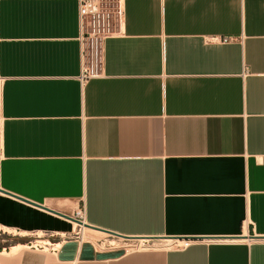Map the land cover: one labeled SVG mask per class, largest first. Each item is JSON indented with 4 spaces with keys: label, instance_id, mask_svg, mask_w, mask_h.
<instances>
[{
    "label": "crops",
    "instance_id": "1",
    "mask_svg": "<svg viewBox=\"0 0 264 264\" xmlns=\"http://www.w3.org/2000/svg\"><path fill=\"white\" fill-rule=\"evenodd\" d=\"M106 1L0 0V264H264V0Z\"/></svg>",
    "mask_w": 264,
    "mask_h": 264
},
{
    "label": "built area",
    "instance_id": "2",
    "mask_svg": "<svg viewBox=\"0 0 264 264\" xmlns=\"http://www.w3.org/2000/svg\"><path fill=\"white\" fill-rule=\"evenodd\" d=\"M79 14L81 20L82 37L81 42L85 45L92 43L95 44V39H101L113 34V29L110 24V19L113 15L120 17V9L118 2L106 1V0H79ZM104 25V29L101 30V25ZM227 41V40H224ZM84 58V50H83ZM83 74L81 79L84 81L90 76L94 75V72L83 63ZM2 95V80L0 79V99ZM74 223L78 226L86 225V216L84 206L78 209L72 217ZM84 227V226H82ZM190 242H181L176 245L177 249H186Z\"/></svg>",
    "mask_w": 264,
    "mask_h": 264
},
{
    "label": "rangeland",
    "instance_id": "3",
    "mask_svg": "<svg viewBox=\"0 0 264 264\" xmlns=\"http://www.w3.org/2000/svg\"><path fill=\"white\" fill-rule=\"evenodd\" d=\"M118 22H119V17L117 16V15H113L112 17H111V19H110V24H111V27H112V29L114 30L115 29V26L118 24ZM106 27V26H105ZM104 25H103V23H102V25H101V27H100V29L101 30H103L104 28ZM101 41V39H95V46L97 47V45H98V43ZM89 44H88V47H87V49L89 50L90 48H92L91 47V43L90 42H88ZM91 55V54H90ZM86 233V235H87V233L88 234H91L90 232H88V231H85ZM7 239H6V236H3V235H1L0 236V247H3L5 244H9V243H7V242H5Z\"/></svg>",
    "mask_w": 264,
    "mask_h": 264
},
{
    "label": "water",
    "instance_id": "4",
    "mask_svg": "<svg viewBox=\"0 0 264 264\" xmlns=\"http://www.w3.org/2000/svg\"><path fill=\"white\" fill-rule=\"evenodd\" d=\"M64 217H65V216H64ZM66 218H67V217H66ZM67 219H69V220H71V221L74 222V220H73L72 218H67ZM79 225L84 226V227H89V226H87V225H82V224H80V223H79Z\"/></svg>",
    "mask_w": 264,
    "mask_h": 264
},
{
    "label": "bare ground",
    "instance_id": "5",
    "mask_svg": "<svg viewBox=\"0 0 264 264\" xmlns=\"http://www.w3.org/2000/svg\"><path fill=\"white\" fill-rule=\"evenodd\" d=\"M18 248L20 249L21 247H18ZM14 252H16V249L13 250V253H14Z\"/></svg>",
    "mask_w": 264,
    "mask_h": 264
}]
</instances>
